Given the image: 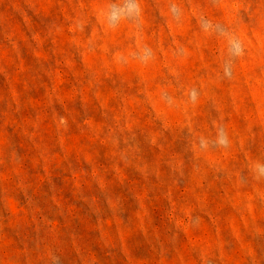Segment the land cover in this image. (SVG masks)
I'll return each instance as SVG.
<instances>
[{
    "label": "rangeland",
    "instance_id": "rangeland-1",
    "mask_svg": "<svg viewBox=\"0 0 264 264\" xmlns=\"http://www.w3.org/2000/svg\"><path fill=\"white\" fill-rule=\"evenodd\" d=\"M0 264H264V0H0Z\"/></svg>",
    "mask_w": 264,
    "mask_h": 264
}]
</instances>
